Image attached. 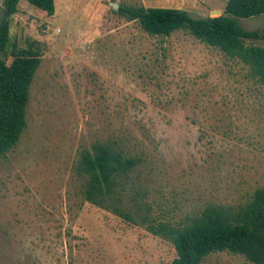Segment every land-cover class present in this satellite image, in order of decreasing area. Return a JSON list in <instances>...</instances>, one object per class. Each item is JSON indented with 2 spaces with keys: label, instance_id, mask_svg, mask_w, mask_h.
Here are the masks:
<instances>
[{
  "label": "rangeland",
  "instance_id": "374dc122",
  "mask_svg": "<svg viewBox=\"0 0 264 264\" xmlns=\"http://www.w3.org/2000/svg\"><path fill=\"white\" fill-rule=\"evenodd\" d=\"M227 1L55 0L53 16L20 2L11 43L39 41L44 55L27 128L0 158V264L174 260L171 243L85 200L75 166L98 142L141 159L130 196L161 221L177 225L210 205H244L264 189V86L248 66L185 30L150 36L112 7L206 18L222 15ZM240 25L264 33V15ZM246 45L264 48V39ZM202 264L254 263L224 252Z\"/></svg>",
  "mask_w": 264,
  "mask_h": 264
},
{
  "label": "trees",
  "instance_id": "16d2710c",
  "mask_svg": "<svg viewBox=\"0 0 264 264\" xmlns=\"http://www.w3.org/2000/svg\"><path fill=\"white\" fill-rule=\"evenodd\" d=\"M21 1L4 0L0 22V158L18 145L27 128L30 90L44 55L39 41L29 40L24 47L11 43L9 16L18 12ZM25 1L48 16L56 12L55 0ZM118 14L137 21L150 36H170L185 30L229 58L243 62L250 76L264 86V48L246 45L248 39H264V33L246 31L240 25V19L264 15V0H228L223 14L217 17H193L181 9L144 6H121ZM140 163L139 157L109 142H98L83 150L75 172L83 180L85 200L171 243L176 257L169 264H202L212 254L224 252L264 264L263 188L257 189L244 205H210L188 222L176 225L157 219L148 205L130 196L132 174Z\"/></svg>",
  "mask_w": 264,
  "mask_h": 264
},
{
  "label": "water",
  "instance_id": "95a60500",
  "mask_svg": "<svg viewBox=\"0 0 264 264\" xmlns=\"http://www.w3.org/2000/svg\"><path fill=\"white\" fill-rule=\"evenodd\" d=\"M112 7H113L114 9H116V10L119 9V6L116 5V4H114ZM213 14L221 16V11H215V12H213ZM10 17H11V16H9V18H10Z\"/></svg>",
  "mask_w": 264,
  "mask_h": 264
},
{
  "label": "built area",
  "instance_id": "2783aa9c",
  "mask_svg": "<svg viewBox=\"0 0 264 264\" xmlns=\"http://www.w3.org/2000/svg\"><path fill=\"white\" fill-rule=\"evenodd\" d=\"M47 31H48V32L50 31V27L47 29Z\"/></svg>",
  "mask_w": 264,
  "mask_h": 264
}]
</instances>
